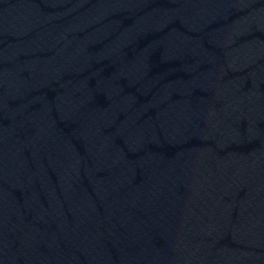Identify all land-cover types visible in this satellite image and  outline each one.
<instances>
[{"label":"water","instance_id":"1","mask_svg":"<svg viewBox=\"0 0 264 264\" xmlns=\"http://www.w3.org/2000/svg\"><path fill=\"white\" fill-rule=\"evenodd\" d=\"M0 264H264V0H0Z\"/></svg>","mask_w":264,"mask_h":264}]
</instances>
